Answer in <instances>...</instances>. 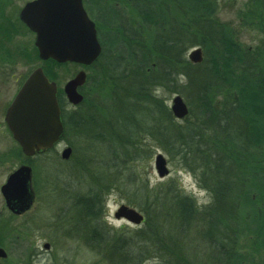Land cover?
<instances>
[{"label": "trees", "instance_id": "obj_1", "mask_svg": "<svg viewBox=\"0 0 264 264\" xmlns=\"http://www.w3.org/2000/svg\"><path fill=\"white\" fill-rule=\"evenodd\" d=\"M3 1L6 0L0 4ZM92 3L85 0L87 11L94 10L100 19L99 22L94 18L102 49L92 65L85 67L88 74L84 86L89 83L113 98L110 101L117 113L112 122L114 127L118 124L121 128L113 132L109 125L107 129L118 147L130 149L133 162L141 158L144 147L148 149V138H154L168 149L177 146L184 160L193 153V158L202 160L197 178L212 200L207 206L198 207L190 195H174L173 212L178 226L202 225L212 245H236L235 239L247 233L255 234L264 245V68L257 65L247 70L238 62L243 57L231 38L232 33L215 18L216 0H97ZM126 4L133 11L130 30L118 23L123 17L119 7ZM194 46H200L203 52V60L198 64L191 63L186 56L187 50ZM65 65L77 66L49 59L43 61L42 69L50 81H55L53 70ZM180 76L193 90L192 98L198 103L199 114L207 121L202 127L195 126L201 128L199 134L186 127L188 139L184 140L163 96L164 91L180 92ZM227 89L233 92L231 99L236 98L232 102L233 110L227 113L226 119H215L211 106L215 92L226 93ZM57 95L64 126L62 138L70 129L92 133L103 127L104 123H99L96 116L81 111L87 101L85 93L77 110L69 112L64 109L63 92L59 90ZM192 113L189 108L188 116ZM164 121L172 123L171 133H166ZM167 136L169 143L172 141L169 145L165 144ZM217 152L226 155L223 163L219 162ZM229 175L235 178L234 182L227 178ZM142 189L143 210L146 212L155 204V209L161 211L166 204L162 191L157 187L149 189L147 185ZM79 203L89 221L99 217L98 194H90ZM200 213L207 216L199 218ZM101 229L93 227L88 245L104 246L111 264L112 255L117 258L114 264H140L147 257L138 256L141 248L149 242L157 245L148 225L136 235L133 232V237ZM159 236L158 244L163 245L161 237L166 238V230L161 229ZM169 247L168 264H195L185 260L181 246ZM217 252V261L231 264L225 249Z\"/></svg>", "mask_w": 264, "mask_h": 264}, {"label": "rangeland", "instance_id": "obj_2", "mask_svg": "<svg viewBox=\"0 0 264 264\" xmlns=\"http://www.w3.org/2000/svg\"><path fill=\"white\" fill-rule=\"evenodd\" d=\"M27 1L30 0H7V5L0 13V39H3L7 46L9 55L5 63H2L0 58V66L5 68L3 71L7 72L11 84L7 97L15 87V82H11L24 73L27 75L36 67H43V61L38 58L33 45V35L17 20L18 11ZM86 1L93 4L92 1L97 0ZM125 6L128 5L119 7L123 17L118 23L130 30L133 27V11L131 7ZM88 12L94 20L95 11ZM214 15L217 21L232 33L231 36L244 46H253L264 39V28L260 26L264 18V0H216ZM98 21L100 22V19ZM2 26L5 27L2 29ZM80 70V67L71 65L53 70L58 90ZM179 79L182 85L180 92L164 91L163 96L167 98L165 103L169 109L172 97L178 94L193 111L191 116L183 119L173 117L175 124L182 131L181 140H184L188 139L186 133L189 129L186 130V127L190 126L193 133L199 134L202 130L195 126L202 127L207 121L199 114L198 103L192 98L193 90L184 84L186 80L183 77L180 76ZM84 87L82 92L87 96V101L81 111L86 115L96 116L99 123H104L101 129L92 133L70 129L54 149L37 155L30 161L23 156L11 135L0 127V186L18 165L26 163L32 168V188L35 194L30 209L21 216L12 217L0 193V243L8 254L7 259L0 264H111L104 246L88 245L93 227H101L106 229V232H114L115 235L125 234L133 237V232L136 235L140 229H146L147 225L157 245H154V242H149L144 248L139 245L141 251L138 256H147L140 264H168L171 259L168 253L170 245L181 246V253L185 260H191L190 263L216 264L219 254L210 246L212 244L203 226L193 223L190 227L181 228L173 212L174 195L188 194L198 207L210 203V193L197 178L199 163L202 160L193 158V153L184 160L177 146L168 149L160 146L154 138H148V149L143 148L138 161H131L128 152L130 149H120L113 134L107 129L109 125L113 132L121 128L118 124L114 127L115 122H112L117 113L116 107L110 101L113 98L110 99L108 93L103 90H95L89 83ZM215 95L222 103L230 101L233 92L229 89L226 93L217 90ZM77 108L68 104L64 106L67 112ZM163 124L166 133H171L169 127L172 123L164 121ZM208 133L207 130L206 136ZM166 142L167 145L172 143H169L168 136ZM198 143L203 144V140ZM67 146L71 148V153L65 160L60 154ZM190 151L193 152L192 147ZM157 153L162 154L166 160L168 174L164 177H159L154 168V157ZM217 154L219 162L223 163L226 155L219 152ZM80 161L83 164H80ZM224 168L228 170L226 164ZM219 171L222 169L219 168ZM221 176L223 175L220 173ZM209 177L211 181L210 172ZM227 178L234 182L232 175ZM144 185L149 189L157 187L164 194L166 204L161 211L155 209V204L151 205L153 208L148 211L143 210L145 196L141 192H144ZM90 194H98L99 197L97 206L100 213L93 221L86 218L83 205L79 203L80 199L88 198ZM121 205L142 214L144 222L135 225L116 219L114 213ZM199 215V218L207 216L201 213ZM161 229L166 230L167 234L166 238L161 237L163 245L158 244ZM44 243L49 244L47 249L44 248ZM234 243L242 245V248L244 246V250L254 251L248 248V245H257V239L253 236H240ZM258 258L259 264H264L263 252ZM116 259V256L112 255L113 264Z\"/></svg>", "mask_w": 264, "mask_h": 264}, {"label": "water", "instance_id": "obj_3", "mask_svg": "<svg viewBox=\"0 0 264 264\" xmlns=\"http://www.w3.org/2000/svg\"><path fill=\"white\" fill-rule=\"evenodd\" d=\"M19 19L35 33L34 44L38 58L52 59L57 63L72 62L92 64L101 52L95 24L88 17L82 0H32L21 8ZM187 58L196 64L202 61L200 47L192 48ZM83 70L68 80L63 91L69 103L78 105L83 97L78 87L84 84ZM171 112L177 119L188 115V107L182 97L175 94L171 99ZM5 122L23 154L31 157L52 148L63 134V124L57 101L55 82L49 81L41 67H36L26 78L5 113ZM71 148L61 152L62 159H68ZM154 168L159 177L168 174L166 160L156 154ZM32 169L27 164L18 166L7 175L0 186V193L6 208L15 214L27 211L34 200L31 185ZM116 219L124 218L138 225L143 215L135 209L121 205L114 213ZM48 244H44L47 249ZM0 257L6 253L0 248Z\"/></svg>", "mask_w": 264, "mask_h": 264}, {"label": "flooded vegetation", "instance_id": "obj_4", "mask_svg": "<svg viewBox=\"0 0 264 264\" xmlns=\"http://www.w3.org/2000/svg\"><path fill=\"white\" fill-rule=\"evenodd\" d=\"M7 0L3 1L2 4H0V13L2 12V8H4L7 5ZM83 6L86 9V5H85V0H82ZM19 13V11H18ZM90 16V15H89ZM17 18H18V14H17ZM19 21V23L21 24V26L23 28L24 25L20 22L19 19H17ZM264 20V18H263ZM95 22V20H93ZM263 22V21H262ZM260 26L262 28H264V24L261 23ZM5 26H2L1 28L3 29ZM29 34H32L34 37V34L30 31H28ZM232 40L238 45L240 52L242 53V57L243 60L242 61H238L239 63L242 62L244 66H246L247 70L249 69H253L255 66H259L261 68H264V39L262 41H258L256 42L253 46L252 45H247L244 46L242 45L237 39L234 38V36H231ZM34 45V43H33ZM8 51H7V46L4 44L3 39H0V58L2 59V63H5L7 61V57H8ZM3 69H5L4 67L1 68L0 66V108H1V112H2V120H0V127L4 128L9 135H11V133L9 132L5 121H4V116H5V112L7 107L9 106V104L11 103L12 99L14 98L15 94L17 93L18 89L21 87L22 83L24 82L25 78L27 77L26 73H24L23 75H21L19 78H16L13 82H15V87L11 93V95L9 97H7V93L10 90V80L7 77V72L3 71ZM82 69V68H81ZM85 69V68H83ZM82 86L79 88V92L82 91ZM231 99L230 101H225L220 103L218 101V98H214L212 100V111H213V115L215 119H226V117H228V112L233 110L232 106H233V101L235 100ZM219 102V103H218ZM228 102V104H227ZM12 137V136H11ZM263 149V148H262ZM211 195V194H210ZM211 200H212V196H211ZM8 212L10 213V215L12 217L15 216H21L23 215L25 212L21 213V214H15L12 213L11 211L8 210ZM3 230V229H2ZM2 232V231H0ZM4 233V232H3ZM245 236H253L255 237V234H250L247 233V235ZM257 239V245H248V248L254 250H244V246L242 248V245H210L212 248H214L216 251H218L219 249H225L228 253H229V258L231 261V264H239L238 261L239 259L241 260L240 264H259L258 260V255H260L262 252L264 253V245H262L261 241L258 240L257 237H255ZM0 248L3 249L6 253V257H0V263H2L3 261H5L8 257L7 251L3 248V246H1L0 243ZM232 257H233V261H232ZM258 258V259H257ZM216 264H222L220 260L216 261Z\"/></svg>", "mask_w": 264, "mask_h": 264}]
</instances>
